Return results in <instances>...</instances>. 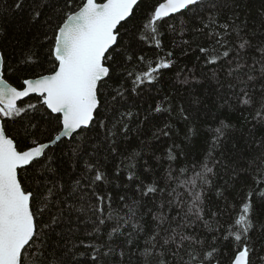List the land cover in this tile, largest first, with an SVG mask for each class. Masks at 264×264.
Masks as SVG:
<instances>
[{"label":"snow or ice","instance_id":"1","mask_svg":"<svg viewBox=\"0 0 264 264\" xmlns=\"http://www.w3.org/2000/svg\"><path fill=\"white\" fill-rule=\"evenodd\" d=\"M23 3L17 0L14 8L20 10ZM33 3L30 22L45 29L38 38L39 49L36 45L27 49L12 66L0 51V264H124L126 257L131 264V255L137 253L138 264H264L257 248L264 240V203L258 210L253 199L256 190L264 197V189L259 188L264 184V137L258 142L259 155L247 160L244 169L260 177H253L255 190L233 188L229 193L227 182L214 183L215 169L227 165L211 152L203 161L181 167V157L188 160V156L179 144L167 148L168 167L161 175L145 167L146 173H153L150 183L130 164L128 181L141 199L148 198L143 205L136 200L127 203L125 195L114 197L105 187L109 181L103 164L84 150L89 134L99 137L103 129L104 139L111 142L108 151H117V125L126 135L129 121L139 113L120 111L117 116L114 105L127 101L138 89L154 88L164 70L176 64L171 50L154 60L138 54L141 45L162 51L165 32L179 33L185 49L202 54L204 65L213 69V78L223 87L219 70L231 93L221 98L226 104L232 100L238 110L243 106L248 112L243 118L253 128H264V86L259 92L248 87L255 79L250 72L256 63L264 76V13L257 29L245 18L244 0ZM43 7L51 9L46 18ZM186 33L192 40H184ZM171 44L175 46L176 40ZM249 52H256L259 59L253 57L249 64ZM6 71L15 75L16 83L6 78ZM128 81L130 88L125 87ZM152 111L169 117L175 112L179 120L189 119L186 109L173 107L167 96L154 103ZM173 127L164 121L153 135L170 138ZM225 127L229 125L222 122L216 129L214 145ZM189 133L194 134V129L189 128ZM57 147L62 155L70 153L83 161L71 184L62 183L57 174L51 151ZM189 172L191 177L181 179ZM209 192L223 201V207L219 201H209ZM116 199L123 203L119 211L113 208ZM145 216L152 220L145 221ZM72 223L77 227H69ZM202 230H206L203 236ZM77 233L83 237L78 245L72 239ZM229 239L231 251L225 256L222 242ZM77 253L90 259H74Z\"/></svg>","mask_w":264,"mask_h":264},{"label":"trees","instance_id":"2","mask_svg":"<svg viewBox=\"0 0 264 264\" xmlns=\"http://www.w3.org/2000/svg\"><path fill=\"white\" fill-rule=\"evenodd\" d=\"M16 2L17 0H0V51L6 54V62L9 66L14 65L22 53L34 45L39 49L38 38L45 30L40 23L34 25L30 22L32 9L35 6L33 0H24L23 7L20 10L14 8ZM49 2L55 3L56 0H40L41 5ZM154 2L155 0H148L149 4ZM243 6L246 9L245 18L249 20L250 25L254 23L256 28L259 29L260 16L264 13V0H244ZM42 11L45 18L51 13V9L48 7H43ZM183 19H187V17H183ZM220 23H223V20ZM183 38L184 40H192V37L187 33ZM173 39L176 40L175 46L171 44ZM201 43L204 46L208 45V42L204 40H201ZM164 45L162 51L149 45H141L143 47L142 52L139 49L137 50L138 54L145 56L146 60H154L157 56H163L165 52L171 50L174 52L173 59L176 60V64L172 69L164 70L161 81L154 88L143 91L138 89L137 93L132 94L127 101H120L114 105V108L117 109V116L120 111L131 110L133 113H139L138 117L134 116L129 121V131L126 135L122 127L117 125L118 134L115 137L117 151L112 153L108 151L111 142L104 139L103 129L100 130L99 137L95 133L89 134L85 142L84 150L87 153L94 154L96 160L103 164V170L109 181L105 187L109 192H112L114 197L125 195L129 198L126 200L127 203L130 204L132 200H136L143 205L148 198L141 199L140 192L135 191V185L128 181V166L134 163L135 168L132 170L146 184L150 183V177L153 173L159 176L162 174V170L168 167L167 148L173 144H179L188 156V160L181 157L179 162L181 167L199 163L211 152V155L221 165H227V167L221 168L218 166L215 169L217 175L214 178V183L223 186L227 182L230 186L228 188L229 193L232 192L233 188L237 192L240 189H257L253 177L257 179L260 177L256 176L254 171L245 172L244 169L248 167L247 160L259 155L258 142L261 137H264V128L260 126L253 128L252 122L245 121L243 117L247 116L248 112L244 111L243 106L238 110L232 100H229L227 104L225 103V100L221 97H228L231 93L224 76L220 74L219 70H216L221 83L224 84L221 87L212 76L213 69L204 65L203 55L185 49V46L180 42L179 33L173 36V34L165 32ZM195 47L196 45L192 44V49H195ZM181 49H184L186 54H182ZM198 55L201 57L199 60L197 59ZM253 57L259 59L256 52H249L246 56L249 64L252 63ZM245 71H249V69L246 68ZM250 74L255 79L249 82V91L259 92L261 87L264 86L261 65L256 63L254 71H251ZM20 75H27V73L22 72ZM6 78H10V82L16 83L14 74L6 71ZM118 86V83H113V87ZM130 86V81L125 83L126 88H130ZM157 89H159V92ZM236 91H239V89L237 88ZM165 96L171 100L173 107L178 108L182 105L186 109V114L189 117L187 121L179 120L175 112L169 117L167 113L161 114L152 111L154 103L160 102ZM25 102H27V99ZM164 107H168V104L165 103ZM241 112H243V116ZM108 115H113L111 110H109ZM146 115L149 116L147 120L144 119ZM164 121L174 125L170 138L154 137L153 134L157 132L158 128L163 127ZM222 122L229 125V127L223 128V135L219 138V142L214 145L213 141L217 136L216 129L221 128ZM189 128L194 129V134L189 133ZM254 140L256 143H254ZM51 151L54 152L57 160V174L62 177L61 182L71 184L72 180L77 178L78 173L83 169V161L74 160L70 153L62 155L59 147ZM66 151L67 149H65ZM130 157L133 159H129ZM157 157H160L159 161L156 159ZM85 159H88V157L86 156ZM145 162H147V165ZM74 163L77 164L75 169L73 168ZM117 167L120 169L119 173L116 172ZM145 167L152 168L153 173H146L144 171ZM173 167H176V163H173ZM191 175L192 173L189 172L186 177H181V179L189 178ZM125 186L131 190H127ZM259 188L264 189V184L259 185ZM178 191L183 192V188H178ZM208 199L209 201H219L220 206L223 207V201L212 192L208 193ZM253 199L259 210L261 203H264V197H261L259 191L256 190ZM229 200L235 203L231 195ZM113 208L119 211L123 208V203L116 199ZM213 210L216 209L213 208ZM140 211L142 212L144 209L141 208ZM75 215L73 213V220H75ZM144 219L145 221H151L152 217L145 216ZM69 227L76 228L77 225L72 223ZM204 231L206 230L200 231V235L203 236ZM82 238L77 233L72 239L78 245L79 240ZM231 243L230 239L222 242V251L225 256L231 251ZM261 244H264V240H259L257 244L259 254L264 255V249H260ZM140 248H143V241L140 242ZM79 251H84V249L80 248ZM133 251L135 252L136 249H133ZM137 256L138 253L137 255H131V264H138ZM74 259L87 261L90 256H79L77 253ZM124 264H128L127 257Z\"/></svg>","mask_w":264,"mask_h":264}]
</instances>
